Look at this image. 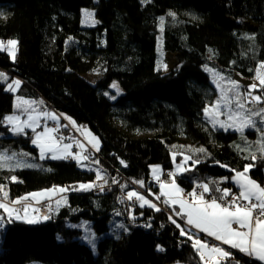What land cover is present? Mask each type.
<instances>
[{"label": "trees", "instance_id": "obj_1", "mask_svg": "<svg viewBox=\"0 0 264 264\" xmlns=\"http://www.w3.org/2000/svg\"><path fill=\"white\" fill-rule=\"evenodd\" d=\"M83 10L94 12L93 26H82ZM0 11L6 16L0 40L18 41L14 59L0 51V73L7 82H21L13 94L0 81V121L18 112L19 96L35 100L40 111L66 115L100 141L93 157L98 164L40 159L31 131L13 134L0 123V153L15 154L10 165H33L0 168L6 202L53 188L78 189L94 183L97 171L106 181L103 190L68 192L67 203L38 223L10 221L0 209V264H203L172 223L183 220L170 207L157 212L135 201L129 207L127 193L158 192L151 167L160 166V181H171L169 173L185 156L191 158L186 170L174 173L183 193L201 191V183L235 193L231 178L246 165L252 166L247 175L264 186L261 118L253 116L256 128L241 135L213 128L204 116L218 95L213 73L225 81L252 79L264 62V0H0ZM161 54L175 57L167 73ZM84 76L98 79L91 83ZM113 83L123 92L115 101L106 96ZM246 107L255 112L264 104ZM83 221L103 235L96 252L75 227ZM231 252L221 264H260Z\"/></svg>", "mask_w": 264, "mask_h": 264}, {"label": "snow or ice", "instance_id": "obj_2", "mask_svg": "<svg viewBox=\"0 0 264 264\" xmlns=\"http://www.w3.org/2000/svg\"><path fill=\"white\" fill-rule=\"evenodd\" d=\"M94 14L91 12H85V17L90 18ZM173 15V13H169ZM94 23V21H93ZM161 31H163V18H161ZM18 41L15 39L7 40L6 42L0 40V51H7L8 55L13 59L17 51ZM166 69V65L164 66ZM211 71V70H209ZM214 83L217 84V88L220 89V98L215 102L214 105L206 107L204 109L205 117L210 121L213 128L219 126V128L227 131L229 128L234 131H238L243 135L246 128H255L257 122L252 118L253 116H259L260 123L264 124V108H260L258 111L253 112L252 108L246 107V104H264V94L253 95L254 92L260 91L264 93V62L260 63L255 72V81L248 86V90L244 93L240 91V85L236 81L228 80L230 87L224 88L221 86L219 81H223L225 78L219 73H213ZM7 76L4 73H0V81L7 82ZM19 80H14L11 83H7V90L15 91L20 86ZM114 88L117 85H113ZM42 103V102H40ZM35 101L17 98V109L27 113V119L21 120L19 115H8L4 117V121L11 126V131L13 134H23L25 129H31L35 133V138L32 143L35 144L40 149V159H45L46 154H50L53 160L66 159L71 157L76 160L78 164L84 161H89L90 154L86 155L88 151L85 145L76 142V146L80 149L77 153H72L73 148L72 143H64L66 139L63 136H56L55 133L58 132V127L48 128L46 125L42 132H36V129L41 127V116L45 118H50L52 120H57L58 118L48 112L40 113L34 105ZM235 104V108L232 105ZM221 116H226L225 120H221ZM67 119V118H66ZM70 123H74L71 122ZM262 131L261 139L257 141L259 146V151L264 155V130ZM86 138L88 143L93 149L99 151L100 141L93 136L90 132L85 130ZM199 152H205L203 148L198 149ZM26 155V154H25ZM15 158V154L12 157L6 154L0 153V168L4 167H22L33 165H24L17 162L16 165H10L8 162ZM247 158V157H245ZM252 159H255L253 154ZM175 159V156H173ZM191 159L188 156L184 157L185 162ZM198 161H193L197 163ZM99 163V161H95ZM123 164L124 162L121 161ZM126 166V165H125ZM223 167V165H221ZM181 167H183L181 165ZM252 166L246 165L243 171L236 172L235 183L239 188V193H233L229 189L220 187L210 188L209 183L197 184V188L201 191H196L195 189L188 194L190 199L184 198L183 190L175 182V174L169 173V176L173 177L170 184L160 183V194L155 198L160 200L163 197V203L168 207H173L178 205V211L175 212L184 222L189 226L190 229H195L198 233H203L208 237L213 238L215 241L219 242V245H228L231 249H236L239 252L252 257L253 259L264 264V186H261L256 181L252 180L247 174ZM186 170V169H185ZM160 169L154 167L152 169L153 177L155 180L160 181ZM179 171V169H178ZM97 180H102L104 177L101 175L100 171L96 174ZM12 181H16V177H11ZM106 183V181H105ZM113 183L117 181L113 180ZM134 183H139L141 187L144 186V181H134ZM93 187H99L103 190V185L96 184H81L78 189L74 190H90ZM68 191L67 188H53L46 190L44 192L32 193L29 196L21 197L12 200L10 203L6 201L9 200V194L5 190L4 185H0V193H2V198H0V209H2L9 220L22 219L26 223H38L39 220L35 217L30 218L28 213L31 205L25 204L22 208L17 209L14 207L17 204H21L22 201H28L29 197L40 203L39 197L51 198L52 195L56 193H63ZM213 192H218L220 195L217 197L213 195ZM206 194L209 198H206ZM127 199L129 201L135 199L139 202L141 208L147 206L154 209L155 211H160L155 203H152L149 199H146L144 195H141L135 191H129L127 193ZM67 203L66 197H62L56 200L57 209L60 205ZM32 212H39L40 209L31 208ZM49 211H51V205H49ZM51 217L49 215H44L43 220H48ZM172 219V217H169ZM4 220V217H0V222ZM172 223L176 224L178 228L181 229L180 234L182 236L186 235L189 240L192 241V246L196 249L200 256L203 264H221L222 260L231 257V253L226 251L223 247L217 244H209L206 241L201 240L197 235L190 231L182 228L180 224L172 219ZM123 227V225H121ZM95 237L92 236L88 238V243L94 244ZM163 251L162 248L158 249Z\"/></svg>", "mask_w": 264, "mask_h": 264}, {"label": "rangeland", "instance_id": "obj_3", "mask_svg": "<svg viewBox=\"0 0 264 264\" xmlns=\"http://www.w3.org/2000/svg\"><path fill=\"white\" fill-rule=\"evenodd\" d=\"M91 12V13H93L94 14V12L92 11V10H83L82 11V19H81V24H82V26L83 27H90V26H93L94 24H95V18H94V15L92 16V17H90V18H86L85 17V12ZM6 16H5V14L3 13V11H0V19H4ZM93 21H94V23H93ZM158 46L160 47V43H158ZM7 52V51H6ZM11 57V56H10ZM12 58V57H11ZM160 65L162 66V68H163V70H164V72L165 73H167V72H169L171 69H172V67L175 65V57L173 56V55H170V54H161L160 55ZM166 65V69H165V66ZM84 78L87 80V81H90L91 83H95L96 81H97V77H88V76H84ZM213 79H214V75H213V77H212ZM14 80H19V79H16V78H14V79H12V80H8V82H3V83H5V85H6V90H7V83H11L12 81H14ZM234 81H236L240 86H249V85H251L252 83H254V82H256V83H258L257 81H255V76L252 78V79H242V78H239L238 76H235V79H234ZM217 82H219L220 84H221V86L222 87H224V88H228V87H230V85L227 83L228 81H225V80H223V81H217ZM117 85V87L116 88H114L113 87V85ZM21 85V84H20ZM215 87H216V91H217V93H218V95L216 96V98L213 100V102H210V104H208L207 105V107H209V106H211V105H214L215 104V102L220 98V95H221V91H220V89L219 88H217V84L215 83ZM19 88H20V86H19ZM19 88H17L15 91H10L11 93H13V94H15L17 91H18V89ZM9 91V90H8ZM123 94V92H122V90L119 88V86H118V84L117 83H113L111 86H110V88H109V93H107L106 94V96L111 100V101H115L120 95H122ZM17 98H21V97H19V96H16L15 97V99H14V107H15V109L18 111L17 113H15V114H10V115H19L20 116V118H21V120H25V119H27V113H24L23 111H21V110H18L17 109V107H16V105H17ZM22 99V98H21ZM31 101H35V100H31ZM232 107L233 108H235L236 106H235V104L234 105H232ZM37 109H38V111L40 112V113H43V112H48V113H52V114H54L58 119L57 120H52V119H50V118H45V117H43V116H41V127H39V128H37L36 129V132L38 133V132H42L43 131V128H44V126L46 125L47 126V123L48 122H51L50 124H51V127H48V128H53V127H58V132L57 133H55L54 135H56V136H63V137H65L66 139L63 141L64 143H72L73 144V148H74V145L76 144V141H75V143H74V139L72 138V137H70L71 136V130H72V128H73V130H75L76 131V133H77V135L81 138V140H82V142H80V143H82V144H84V145H86L85 146V148L89 151H91V153H92V155H96V150L95 149H93L92 147H91V145L88 143V139L86 138V135H85V130L84 129H80L78 126H77V124L73 121V120H71L69 117H67L66 115H63V114H59V113H55V112H53V111H47V110H45V111H40L39 110V107H37ZM204 116H205V114H204ZM67 118V119H66ZM206 118V117H205ZM253 118V117H252ZM207 119V118H206ZM220 119L221 120H225L226 119V116H221L220 117ZM254 119V118H253ZM208 120V119H207ZM70 121L71 122H74V123H70ZM255 121H258V120H255ZM54 122V123H53ZM56 123V124H55ZM208 123L210 124V125H212L211 123H210V121L208 120ZM5 124L9 127V129H10V131H11V126L10 125H8L6 122H5ZM67 125V124H69V126H71L70 128H71V130H68V129H66L65 127H64V125ZM60 127V128H59ZM217 128H219V126H217ZM256 128V127H255ZM219 129H222V128H219ZM247 129H250V128H246L245 130H247ZM222 130H224V129H222ZM228 130H233V129H231V128H229ZM25 131H31V129H25ZM24 131V132H25ZM87 132H90V131H88V130H86ZM12 132V131H11ZM32 132V131H31ZM91 133V132H90ZM93 136H95L97 139H98V137L96 136V135H94L93 133H91ZM144 136H150V134H146V135H144ZM35 138V133H33L32 132V139H34ZM182 139V138H181ZM99 140V139H98ZM33 144V143H32ZM33 146L34 147H36L37 148V150H38V154H39V158H40V149L35 145V144H33ZM88 147V148H87ZM71 149V151H72V153H77V152H79L80 151V149L78 148L77 149V146H76V149L77 150H75V149ZM86 154V153H85ZM93 156V157H94ZM46 157H50V154H46ZM93 157L91 158L90 157V159H89V161H84V162H88V163H95V161L96 160H93ZM51 159V158H50ZM67 160H69V161H71V160H73V161H76V160H74V159H72L71 157H68V158H66ZM77 162V161H76ZM83 163V162H82ZM185 161L182 163V166L183 167H181V164L175 169V171H174V173H179L180 171H183L184 169H185V167H184V165H185ZM95 164H97V163H95ZM154 167H156V168H159L160 169V166H158V165H153L152 167H151V172H150V178H151V181L153 180H155L154 179V177H153V173H152V169L154 168ZM83 168H85V169H88V166H83ZM178 169H179V171H178ZM161 170V169H160ZM97 173V172H96ZM161 171H160V176H161ZM235 176H236V174L234 175V176H232V178H231V180H232V182L234 183V184H236L235 183ZM168 179H170L169 177H167ZM155 181H157V180H155ZM161 182H163V183H166V184H170L171 183V181H159L158 182V187H159V189H158V192L157 191H154V190H152V189H147V193H146V195H144L145 196V198L146 199H149L152 203H155L156 205H157V207H162V201H163V197H161V199L160 200H157L156 198L154 199H152V197H156V196H158L159 194H160V191H161V189H160V183ZM157 183V182H156ZM92 184H96V185H103V188H104V185H105V183H101L100 182V180H96L94 183H92ZM117 184H119V183H117ZM141 187V186H140ZM91 189H94V190H101V188H99V187H93V188H91ZM44 191H46V190H44ZM44 191H40V192H44ZM135 192H137V193H139L140 192V189H138V190H136ZM35 193H38V192H35ZM32 194V193H31ZM140 194V193H139ZM61 196H59L60 198H58V199H55L54 201L53 200H51L52 202H54V204H55V212L64 204V203H62L61 205H60V207L57 209V207H56V200H59V199H61L62 197H65L62 193L60 194ZM142 195V194H141ZM29 196V195H28ZM45 197H39L38 199L40 200V202H41V200H43ZM184 198L185 199H189L188 198V195L186 194V193H184ZM31 200V201H30ZM135 201V199H133V200H131V201H128L127 202V205L130 207L131 205H133L134 202ZM136 203H139L138 201H135ZM22 203H24V205L25 204H29V205H31V207H30V209H29V213H28V215H31V217L30 218H32V217H35L36 219H38V220H42V219H40V218H42L41 216H39L36 212H32V210H31V208H33V206L34 205H36L37 203H36V201L35 200H33L31 197H29V201H23ZM165 206V205H164ZM171 209H172V211L175 213L176 212V209L177 210H179L178 209V205H175V206H173V207H170ZM164 209H166V206H165V208ZM6 214V213H5ZM7 215V214H6ZM176 215V214H175ZM178 216V215H177ZM40 217V218H39ZM179 217V216H178ZM22 220V219H21ZM185 225H186V223L185 222H183V224L181 225V227H185ZM75 227H77L79 230H81L82 231V234H81V241L83 242V243H85L86 245H88L92 250H93V252H96V245H97V243H98V241L103 237V235L102 236H99V235H97L94 231H93V229H92V227H91V225H90V223L88 222V221H83V222H81L80 224H78V225H76ZM92 236H94L95 237V239H94V244H95V247H93V245L92 244H89L88 243V238H90V237H92ZM210 239H212V241H214V243L213 244H217V245H219V242H217V241H215L213 238H211V237H209ZM219 246H226V245H219ZM226 251H229L228 249H226V248H224ZM231 253V252H230ZM232 254V253H231ZM199 255V254H198ZM31 264H38V263H31Z\"/></svg>", "mask_w": 264, "mask_h": 264}, {"label": "built area", "instance_id": "obj_4", "mask_svg": "<svg viewBox=\"0 0 264 264\" xmlns=\"http://www.w3.org/2000/svg\"><path fill=\"white\" fill-rule=\"evenodd\" d=\"M47 126L48 127H51V124L48 122L47 123ZM64 127L66 128V129H68V130H71V126H69V124H65L64 125ZM71 127V128H70ZM80 129L81 128H84L83 126H78ZM70 137H72L73 139H74V143H75V141L77 142V141H79V142H82V140H81V138L77 135V133H76V131L75 130H73V128H72V130H71V136ZM86 146V145H85ZM88 148V147H87ZM73 149H75V150H77L78 149V147H77V149H76V144L74 145V148ZM88 154H90V157L92 158L94 155H92V153H91V151L89 150V151H87L86 152V155H88ZM116 181V180H115ZM117 183H120V182H117ZM67 189H68V191H66V192H63V195L64 196H66V194L68 193V192H71V191H73L74 189H75V187L74 186H71V187H67ZM49 205H51V211H49ZM165 204L162 202V207H160V208H162V209H164L165 208V206L167 207V205H165ZM24 206V203H21V204H17V205H15L14 207H16L17 209H20V208H22ZM33 208H37V209H40V211L39 212H36L39 216H41V217H43L44 215H49L50 217H52L54 214H55V204H54V202H52V201H42V202H40V203H37L36 205H34L33 206ZM40 218V217H39ZM40 219H42V218H40ZM39 221H44L43 219L42 220H39ZM205 241L206 242H208L209 244H213L214 243V241H212V239H210V238H205ZM223 248H225L224 246H222ZM229 250V249H228ZM230 252V251H229Z\"/></svg>", "mask_w": 264, "mask_h": 264}, {"label": "crops", "instance_id": "obj_5", "mask_svg": "<svg viewBox=\"0 0 264 264\" xmlns=\"http://www.w3.org/2000/svg\"><path fill=\"white\" fill-rule=\"evenodd\" d=\"M49 123H51V122H49ZM54 123V122H53ZM56 124V123H55ZM60 128V127H59ZM82 129H84V128H82ZM85 130V129H84ZM87 130V129H86ZM236 185V187H237V189H236V194H238L239 193V188H238V186H237V184H235ZM191 193V192H190ZM61 193H56V194H54V195H52V197L51 198H48V197H45L43 200H41V202L42 201H51V200H55V199H58V198H60L59 196H61L60 195ZM63 194V193H62ZM187 195L189 194V193H186ZM59 195V196H58ZM188 198L190 199V197L188 196ZM176 211H178L177 209H176ZM30 217H31V215H29ZM21 220V219H20ZM21 221H23V220H21ZM183 222H184V220H183ZM184 229H186L187 231H190V232H192L193 234H195V235H197L201 240H203V241H205V238H209L208 236H206L205 234H203V233H198L195 229H190L189 228V226L186 224L185 225V227H184ZM186 236V235H185ZM226 249H229V251L231 252V251H237V252H239L238 250H236V249H231L228 245H226V246H224ZM196 250V249H195ZM232 253V252H231ZM242 256H244V257H247L249 260H254V261H257V260H255V259H253L252 257H249V256H247V255H245V254H243V253H241V252H239ZM198 254V253H197ZM199 256V255H198ZM199 258H200V256H199ZM201 260V259H200ZM202 263H203V261H201ZM259 262V261H258ZM260 264H261V262H259Z\"/></svg>", "mask_w": 264, "mask_h": 264}]
</instances>
